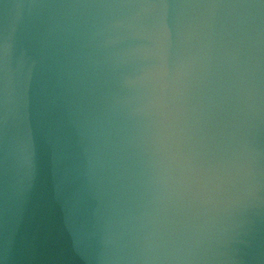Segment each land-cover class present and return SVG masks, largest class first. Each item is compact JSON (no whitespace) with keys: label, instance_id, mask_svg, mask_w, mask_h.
<instances>
[{"label":"water","instance_id":"obj_1","mask_svg":"<svg viewBox=\"0 0 264 264\" xmlns=\"http://www.w3.org/2000/svg\"><path fill=\"white\" fill-rule=\"evenodd\" d=\"M264 216V0H0V264Z\"/></svg>","mask_w":264,"mask_h":264}]
</instances>
